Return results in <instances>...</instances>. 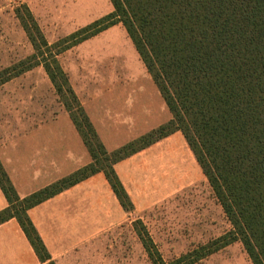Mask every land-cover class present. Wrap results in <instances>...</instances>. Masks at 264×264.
<instances>
[{"label":"trees","instance_id":"16d2710c","mask_svg":"<svg viewBox=\"0 0 264 264\" xmlns=\"http://www.w3.org/2000/svg\"><path fill=\"white\" fill-rule=\"evenodd\" d=\"M108 1L111 14L62 40L61 48L47 43L25 4L14 9L34 55L4 71L9 74L0 85L41 65L91 162L23 199L0 165V190L7 202L0 225L15 220L38 261L53 264L27 212L101 173L123 211L130 213L132 203L113 166L179 132L231 230L167 264H194L234 242L241 244L251 264H264V0ZM118 24L171 118L108 153L58 56ZM142 244L151 264H166L149 238H142Z\"/></svg>","mask_w":264,"mask_h":264},{"label":"rangeland","instance_id":"374dc122","mask_svg":"<svg viewBox=\"0 0 264 264\" xmlns=\"http://www.w3.org/2000/svg\"><path fill=\"white\" fill-rule=\"evenodd\" d=\"M19 4L28 7L47 43H59L58 48L62 47V40L112 12L108 0H0V79L9 74L4 71L34 55L14 15ZM65 52L64 64L66 70H71V78L82 79L84 85L96 88L108 83L115 98L123 99L125 106L132 108L134 102L143 103L137 106L143 118L153 121L162 117L163 110L156 100V95H160L120 24ZM33 109L41 115L64 110L41 65L0 85V129H10L15 115L28 114ZM153 126L150 121L142 122V132L160 127ZM174 134L158 152L150 151L153 145L147 148L142 160L143 197L132 211L110 231L95 235L82 247L70 251L64 264H151L142 238L150 239L167 264L212 244L231 230L182 135ZM155 154L156 170L151 169ZM194 264L251 262L241 244L234 242Z\"/></svg>","mask_w":264,"mask_h":264},{"label":"crops","instance_id":"0c3cea01","mask_svg":"<svg viewBox=\"0 0 264 264\" xmlns=\"http://www.w3.org/2000/svg\"><path fill=\"white\" fill-rule=\"evenodd\" d=\"M64 53L58 56V61H61L65 70L61 63L60 66L66 75L69 74L70 87L106 152L111 153L153 130L146 129L143 133L142 122L150 121L156 128L170 120L167 109L163 108L164 102L158 99V95L156 100L163 115L151 121L143 118V112L137 108L143 103L134 102L132 108L125 106L123 99L115 98L116 93L108 83L96 88L92 84L84 85L82 79L71 78V70H66L64 64ZM14 118L12 129H0V165L19 199L90 164V156L64 110L53 115H41L33 109L28 114L15 115ZM174 135L157 142L150 147V151L158 152ZM145 152L147 149L113 166L132 206L143 197L141 186L145 182L142 160ZM152 160L151 169L156 170V154ZM6 207L7 202L0 190V211ZM127 215L101 173L27 212L53 264H64L70 251L82 247L87 239L92 240L95 235L110 231ZM0 264H41L15 220L0 225Z\"/></svg>","mask_w":264,"mask_h":264}]
</instances>
